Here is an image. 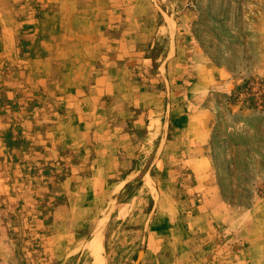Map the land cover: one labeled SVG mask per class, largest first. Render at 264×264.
I'll list each match as a JSON object with an SVG mask.
<instances>
[{
  "label": "rangeland",
  "instance_id": "1",
  "mask_svg": "<svg viewBox=\"0 0 264 264\" xmlns=\"http://www.w3.org/2000/svg\"><path fill=\"white\" fill-rule=\"evenodd\" d=\"M142 196L171 264H264V0H0V264H104Z\"/></svg>",
  "mask_w": 264,
  "mask_h": 264
},
{
  "label": "crops",
  "instance_id": "2",
  "mask_svg": "<svg viewBox=\"0 0 264 264\" xmlns=\"http://www.w3.org/2000/svg\"><path fill=\"white\" fill-rule=\"evenodd\" d=\"M131 205V208L127 212V217L133 219L135 222V229L132 233H122L120 231V217L111 220L108 227V230L110 231H108V238H106L108 241V249L106 248V253L103 255L104 264H117L118 262L124 264H171L172 262H175V258L183 255L179 254L176 249L177 244H174L173 249L172 247L169 248L170 244L167 246L165 243L164 245L165 241L159 236V228L157 223L154 222V217H150V214L144 211L145 207H149L150 210L152 208L150 206H145L146 202L144 196L135 199ZM127 235L135 236L133 239L129 240V244H133L135 248L134 250L127 247ZM147 240L149 247L146 246ZM144 245L145 253L143 259L140 260L138 258L140 257ZM135 253H137L136 261L133 260ZM82 256L87 259L89 257L88 254ZM76 261L79 260L74 259V261H71V264H75ZM79 264H82V260H80ZM89 264H95V260L92 259V263Z\"/></svg>",
  "mask_w": 264,
  "mask_h": 264
}]
</instances>
